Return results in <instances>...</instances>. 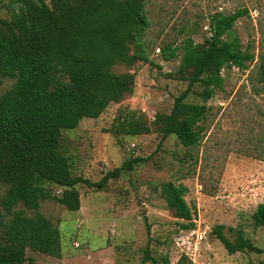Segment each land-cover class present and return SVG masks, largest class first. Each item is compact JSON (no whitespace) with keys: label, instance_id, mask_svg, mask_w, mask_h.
I'll use <instances>...</instances> for the list:
<instances>
[{"label":"rangeland","instance_id":"374dc122","mask_svg":"<svg viewBox=\"0 0 264 264\" xmlns=\"http://www.w3.org/2000/svg\"><path fill=\"white\" fill-rule=\"evenodd\" d=\"M145 8L150 25L143 39L152 63L138 62L130 69L135 74L133 95L110 103L99 117H85L76 128L63 130L61 140L73 173L92 182L130 157L143 160L102 187L78 184V211L55 200L42 201L39 210L60 230L62 254L53 257L27 249L25 264H142L146 249L157 262L143 264H164L165 256L175 264L181 255L192 264H264V253L228 254L212 232L214 225H223V233L233 240L238 229L264 249V228H254L251 217L264 202V85L251 84L249 70L228 66L221 69L223 89L210 98L202 99L204 86L195 83L185 101L206 103L209 109L200 123L203 136L192 147L181 145L174 134L162 139L153 121L170 112L188 83L175 78L181 51L164 60L162 46H177L186 36L202 42L210 36L213 13L247 8L232 35L243 47L251 44L252 68L264 52V0H148ZM0 16L8 17L4 6ZM13 82L0 76V94ZM138 114L147 119L149 133L130 136L116 130L121 120ZM169 181L187 187L184 198L194 212L192 228H182L180 223L187 221L172 217L167 209L160 187ZM4 191L0 185V197ZM60 191L52 186V193ZM9 217L0 204V220Z\"/></svg>","mask_w":264,"mask_h":264},{"label":"trees","instance_id":"16d2710c","mask_svg":"<svg viewBox=\"0 0 264 264\" xmlns=\"http://www.w3.org/2000/svg\"><path fill=\"white\" fill-rule=\"evenodd\" d=\"M147 1L0 0L8 12V17L0 16V76L14 79L0 94V185L5 186L0 204L10 215L0 220V264H25L27 249L60 257V230L39 210L41 202L55 200L78 211V184L102 187L143 160L130 157L92 182L73 173L61 140L63 130L76 128L85 117L97 118L110 103L133 95L135 74L130 69L138 62L152 63L143 39L150 25ZM248 13L247 8L216 11L209 21L212 34L204 41L186 36L177 46H162L164 60L181 51L175 78L188 81L170 112L153 120L162 139L174 134L184 147L198 144L209 106L185 98L195 83L204 86L200 93L204 100L223 89V66L249 70V82L264 85V52L251 68L255 60L251 44L243 47L232 35L236 20ZM120 65L127 70H113ZM116 130L135 136L151 128L138 114L121 120ZM52 186L60 187V193H52ZM160 188L171 216L187 221L180 223L182 228H192L194 212L184 198L187 187L169 181ZM19 204L24 208L15 209ZM251 217L254 228H264V202L257 204ZM223 228L214 225L212 232L228 254L264 253L241 230H235L231 240ZM163 260L169 264L167 256ZM147 261L157 262L148 249L141 263ZM175 264L192 263L181 255Z\"/></svg>","mask_w":264,"mask_h":264},{"label":"built area","instance_id":"2783aa9c","mask_svg":"<svg viewBox=\"0 0 264 264\" xmlns=\"http://www.w3.org/2000/svg\"><path fill=\"white\" fill-rule=\"evenodd\" d=\"M212 31L209 29V34L211 35ZM202 235H199L198 237L201 238Z\"/></svg>","mask_w":264,"mask_h":264}]
</instances>
